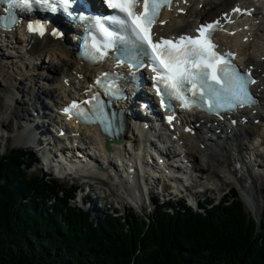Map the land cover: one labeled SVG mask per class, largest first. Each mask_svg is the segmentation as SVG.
<instances>
[{"label": "trees", "instance_id": "obj_1", "mask_svg": "<svg viewBox=\"0 0 264 264\" xmlns=\"http://www.w3.org/2000/svg\"><path fill=\"white\" fill-rule=\"evenodd\" d=\"M34 159L24 149L0 154V264H264V213L258 225L236 193L203 211L154 201L148 221L93 218L70 189L29 172Z\"/></svg>", "mask_w": 264, "mask_h": 264}, {"label": "bare ground", "instance_id": "obj_2", "mask_svg": "<svg viewBox=\"0 0 264 264\" xmlns=\"http://www.w3.org/2000/svg\"><path fill=\"white\" fill-rule=\"evenodd\" d=\"M179 1L181 2L179 8L185 10V13L181 14L178 13L176 9H171L170 11H166L163 16L164 18H168V22L162 26L161 29L168 33L189 30L192 28V21H197L198 18L210 19L222 15L225 11H228L229 14L233 6L249 9L253 6L256 7V5L260 3L257 13L252 14L249 18H245L246 14H244L243 18H237L236 21L231 23H237V28L230 26L227 30L222 31L221 35L217 36V38L226 47L234 49L238 53L240 60L247 62V68L251 69L262 79L261 83L258 85V90L264 100V3L261 4L260 0H186V3L182 4V0ZM231 30H235L236 34L230 35ZM15 38L16 44L13 43L14 40L11 36H7L3 39L2 33H0V83H2V86L9 89L6 103L8 109L7 114H11L13 107L16 106L15 104L20 101L19 97H17L18 94L23 97V100H27L26 96H29L24 89L20 90L17 88L19 84L25 85L27 81L30 82L33 88L32 90L36 94V98L38 97L39 99L42 94H47L49 103H54V105H56L62 103L64 100H68L73 92L70 88L63 85L62 79L64 77H69L70 82L74 83L75 77L78 78L83 76L84 79H87L90 71L96 70L86 68L75 58L76 49L73 50L72 39L69 37L60 36L56 38L52 36L50 38L44 36L40 42L34 41L29 43L24 39L22 40L20 37ZM4 42L7 43L5 47L2 46ZM45 58H47L46 61ZM47 62L49 63V70H53L56 73L61 71L59 73L61 74L60 78H55L53 83H49L47 90H42L44 86H40L37 90L35 87V80L37 77L41 76L38 69L42 67V64H44V67H47ZM29 101H32L31 105L34 104V107L38 104L33 97H30ZM263 112L264 101H262V105L259 109H254L242 114L248 116L249 124L235 126L236 128H231L229 132L231 137L219 140V138H221V135H219L217 136V141L213 142L205 138L207 136L206 134L200 132L199 126L197 125L200 118L195 115H189L194 116L191 117L194 118L192 120L195 132L194 135L182 132V128L177 126L178 133L182 132L181 139L184 140L185 146L188 148L185 158H187L188 162L193 164V170L197 174H195V178L191 179L195 185H200L198 182L199 177H201L202 180L205 179L207 182H210V180L212 181L214 178L226 181L227 175L230 174V176L242 186V192L247 197L246 200L250 202L249 205L252 206L251 202H254L255 199L249 194L248 188L252 189L254 185L263 183L262 179H264V132L260 131L256 126L258 122H264ZM50 114L51 115H48V120L51 121V126H53V122H57L59 116L52 111ZM45 121H47V119H45ZM213 121V119H209L202 123L212 132V135H216L212 128L207 127L208 125L210 126ZM44 123L45 122L40 124L30 120L27 125L18 128L16 132L17 137L19 135L18 141L22 139L23 141L27 140L26 143H30L33 134L32 131L37 132L43 130ZM4 125L5 119L0 117V126ZM125 127L127 132L123 137V141L126 143L118 146L113 152V157L122 160L123 164L124 161L128 162L132 160L131 155L135 154L137 149L138 152H142L140 143L147 141L151 133L150 130L143 132V130L140 129V125L138 126L132 121L129 125L125 123ZM223 130L227 132L226 128ZM55 131H58V128H56ZM75 131H79L84 136L83 141L79 142V148H82V145L86 143L85 137L91 140L94 146L93 148L96 150L101 148V137L94 126H83ZM245 139L248 140L247 143L244 142ZM201 143H204L203 148H201ZM174 152H176L175 149L170 146L160 151L168 163V165H166L167 172L162 177L167 178V175L172 173V158L176 156ZM245 152L248 154V161H242L243 158H246L243 154ZM42 154L45 160L49 159L48 161L52 162V159L45 155V152H42ZM60 155H62L61 161H59L60 166H62V161H64L65 165H75V162L69 158L67 154L64 153ZM99 156L101 157V164L106 161L113 162V158L108 152H104L102 156ZM140 157L141 155L135 157L137 163H139L138 159ZM232 160L236 162L239 161L240 164H242L241 171H232ZM98 164L100 163L98 162ZM78 165L79 162L76 163V166ZM124 165L128 166L127 164ZM143 167H146L148 170L153 168L152 164ZM94 171L95 174L91 175V179L103 180L100 175L105 176V173L95 168ZM199 172L202 173L200 176L198 175ZM124 173L127 174V171L125 170ZM242 177L246 178L247 184L242 182ZM140 180L142 179L138 178V184ZM130 181L134 183L136 179L130 177ZM169 181L172 180L169 179ZM248 184L250 187H248ZM208 187L210 188V186ZM123 188L128 195L134 199H139L137 194L141 195L143 193V189L142 193L141 191L139 192V186L137 187V194L135 193V187L129 189L123 186ZM90 195L94 201L98 199V197L94 198L92 193ZM257 211L260 214L261 208Z\"/></svg>", "mask_w": 264, "mask_h": 264}, {"label": "snow or ice", "instance_id": "obj_3", "mask_svg": "<svg viewBox=\"0 0 264 264\" xmlns=\"http://www.w3.org/2000/svg\"><path fill=\"white\" fill-rule=\"evenodd\" d=\"M9 3L26 11L32 10V5L37 4L48 11L56 12L59 9L71 16L75 0H9ZM105 3L114 10L112 15L90 18V25L104 38L103 51L95 37L92 38L91 47L99 53L94 59L106 56L107 49L113 47L117 41L124 46L126 52L133 53L131 57L125 53L121 55L124 59L130 58L136 67H144L143 59L146 57L152 72L155 73L153 80L156 91L161 96V104L167 101V107H172L173 99L181 101L184 108H191L199 103L209 111L225 107L231 109L251 102L248 86L255 81L250 73H239L225 56L214 50L216 45L212 42L213 33L223 30L219 20L201 25L197 30L198 37L184 35L175 41L164 38L154 41L152 28L159 22L161 9L171 8L172 0H142V5L141 0H105ZM141 6L143 11H137ZM235 10L240 11L239 8ZM105 23L117 26V31L123 35L109 31V28L104 26ZM28 29L42 35L45 25L40 22L29 23ZM95 99L94 97L93 100ZM208 100L212 103L206 104ZM77 108L79 106L73 103L66 111ZM78 114L86 122H94L82 109ZM100 114L103 116V109H100ZM171 119L173 117H169V120ZM101 123H105V120L102 119ZM107 130L105 123V131Z\"/></svg>", "mask_w": 264, "mask_h": 264}, {"label": "rangeland", "instance_id": "obj_4", "mask_svg": "<svg viewBox=\"0 0 264 264\" xmlns=\"http://www.w3.org/2000/svg\"><path fill=\"white\" fill-rule=\"evenodd\" d=\"M73 59V58H72ZM47 60V58H45V61ZM49 63H46L47 67H44V64H42V67H40L38 69V71L41 73L40 77H37L35 80V87L36 89L39 88L40 86H44L42 88V90H47V86L49 83H53L55 81V78H59L57 77V75H59L58 72L56 73L53 70H49L48 68ZM13 82V81H12ZM14 84V82H13ZM17 86V85H16ZM18 89L20 90H25L26 94L29 96H26L27 100H23V97L18 94L17 97H19L20 101L18 103H16L15 107H13L11 114H7V94L9 93V89H7L6 87L2 86V83H0V117H2L3 119H5V125L4 126H0V132L3 133V131H5V133H9V138H7V140L4 142L3 139L0 140V151L3 152L5 149L9 148V147H20V148H24L26 146L27 140L23 141L21 139V141H18L19 139V135L17 137V130L18 128H20L21 126H23V122L20 121V117L21 116H26L28 113V111H30V108L32 107V101H29L30 97H33L37 103H38V97L36 98V94L35 92H33V88L30 85V82L27 81V83L25 85H18L17 86ZM38 90V89H37ZM47 96V94H45ZM44 94H42L40 96V103H44V105L46 103L49 102L48 98L45 97ZM4 97H5V101H4ZM25 98V97H24ZM34 105V104H33ZM38 105V104H37ZM35 105V106H37ZM42 105V104H41ZM27 108V109H25ZM33 108V107H32ZM44 111H48L47 108L44 107ZM10 112V111H9ZM264 113V112H263ZM29 115V113H28ZM43 120H45L44 118H42ZM46 122V121H43ZM49 122V120H48ZM262 122V123H261ZM259 124H257L256 126L259 128L260 131L264 132V122L261 121ZM26 130V128H25ZM247 139L244 140V142L247 143ZM222 144V143H221ZM244 156H248V154L245 152L243 153ZM247 154V155H246ZM36 156H38V153H36ZM201 157V156H200ZM233 161V160H232ZM202 164V162H201ZM233 165V162H232ZM47 169V168H46ZM29 171L31 173H37L41 178H47L45 173H48L49 175L55 177L54 174L51 173L50 169H47V171L44 170L43 165L41 163H36L31 169H29ZM202 173L199 172L198 175H201ZM103 180L101 179H91L89 178V181L92 183V187L94 188V191H92V195L94 196V198L98 197V199L95 200V207H97L98 209H100V211L106 213V212H115L114 215L118 216V214H132L133 212H136L138 215L142 216V215H149V211L152 208V203H148L147 205V197H146V192L150 191V193H153L154 195H156V197H158L160 200H162V198H160V194L157 192H153V191H158V189L160 188V184L161 183H166V184H171L173 186H176L177 183L175 182L176 185H174L173 181H169V179H167L166 177H162V174L157 173V176H161L159 178V185H155L153 188V190H151V185L149 183H145L146 189H145V196H141V199L144 200V202L141 203L138 199H134L132 197H130L128 195V193L126 192L125 189H122L120 186H118V184H116V182L114 181L113 178H111L110 176H102L100 175ZM206 176V174H205ZM228 177L226 178V181H230V182H226L223 179H212V181L210 180V182H207L205 179H201V177L198 178V182H199V186L195 185L194 182L192 181V184L187 188V191L185 192H181V193H174V194H169V192L166 193V195H164L163 198L169 197L173 202H177L180 201L182 199H184V204H190L192 205V208L194 210H198V207H195V202L196 199L202 201L207 200V199H212L213 202L210 205H214L217 204V201L220 200V198L225 197V200L228 199H232L233 195L237 192V200H239L242 205L243 208L245 210V212L247 213L248 216H251L257 223L258 225H260V219L264 213V179H262L261 184H256L252 187V189L248 188L249 194L252 196V198L255 199V201L251 202L252 206L249 205L250 202H248V200H246V196L243 194L242 192V186L237 182H235V180L230 176L227 175ZM148 178H152L151 176H149ZM61 183H59V185L62 188H67L69 189V185H75L78 184V181L72 180L71 178H57ZM201 179V180H200ZM231 179V180H230ZM148 180V179H147ZM242 182L244 184H247L246 182V178L242 177ZM249 180V179H248ZM150 183L155 184V181L149 180ZM232 181V182H231ZM154 182V183H153ZM65 185H63V184ZM204 183V184H203ZM211 183V184H210ZM242 183V184H243ZM202 186H210V189H205ZM239 186V187H238ZM144 187V186H142ZM248 187L249 184H248ZM140 188V186H139ZM238 188H240L239 192L240 194L238 195ZM247 188V187H246ZM137 191V188H134ZM231 189H234L235 193L231 192ZM71 201L81 207L87 208V203H83L81 204L80 201L78 200V196H79V191L77 190V188H75L74 186L71 187ZM201 191V193L195 195L193 194L195 191ZM141 191L142 193V189L140 188L139 192ZM87 196H89L90 194H88L87 192H85ZM149 194V193H148ZM244 196V197H243ZM104 197V198H103ZM258 199V200H257ZM160 200L158 201V203H160ZM170 200V201H171ZM207 204V202H206ZM172 205H175L174 203ZM248 205V206H247ZM250 206V208H249ZM259 208H261L260 214L258 213L257 210H259ZM164 209L166 210H173L171 209L170 206L166 205L164 207ZM251 209V210H250ZM91 216L93 218H95L94 214H91ZM146 221L148 220L147 217L145 216Z\"/></svg>", "mask_w": 264, "mask_h": 264}]
</instances>
